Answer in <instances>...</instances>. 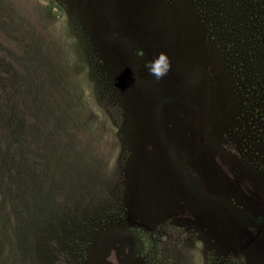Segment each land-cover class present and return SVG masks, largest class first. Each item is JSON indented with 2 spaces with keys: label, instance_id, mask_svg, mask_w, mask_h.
<instances>
[{
  "label": "rangeland",
  "instance_id": "obj_1",
  "mask_svg": "<svg viewBox=\"0 0 264 264\" xmlns=\"http://www.w3.org/2000/svg\"><path fill=\"white\" fill-rule=\"evenodd\" d=\"M197 8L0 0V264H264V124Z\"/></svg>",
  "mask_w": 264,
  "mask_h": 264
},
{
  "label": "trees",
  "instance_id": "obj_2",
  "mask_svg": "<svg viewBox=\"0 0 264 264\" xmlns=\"http://www.w3.org/2000/svg\"><path fill=\"white\" fill-rule=\"evenodd\" d=\"M208 37L226 55L241 127L264 124V7L258 0H196ZM251 113V114H250ZM246 117V118H245ZM259 127V126H258Z\"/></svg>",
  "mask_w": 264,
  "mask_h": 264
},
{
  "label": "clouds",
  "instance_id": "obj_3",
  "mask_svg": "<svg viewBox=\"0 0 264 264\" xmlns=\"http://www.w3.org/2000/svg\"><path fill=\"white\" fill-rule=\"evenodd\" d=\"M169 67H170V62L167 58V55L164 53H160L152 62V66L148 68V72L155 79L159 80L164 75L167 74Z\"/></svg>",
  "mask_w": 264,
  "mask_h": 264
}]
</instances>
